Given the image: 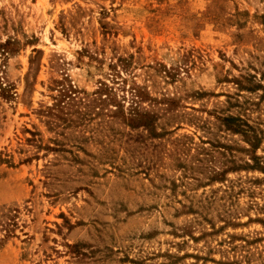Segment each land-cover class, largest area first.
Returning a JSON list of instances; mask_svg holds the SVG:
<instances>
[{
	"label": "rangeland",
	"instance_id": "obj_1",
	"mask_svg": "<svg viewBox=\"0 0 264 264\" xmlns=\"http://www.w3.org/2000/svg\"><path fill=\"white\" fill-rule=\"evenodd\" d=\"M0 264H264V0H0Z\"/></svg>",
	"mask_w": 264,
	"mask_h": 264
},
{
	"label": "trees",
	"instance_id": "obj_2",
	"mask_svg": "<svg viewBox=\"0 0 264 264\" xmlns=\"http://www.w3.org/2000/svg\"><path fill=\"white\" fill-rule=\"evenodd\" d=\"M59 87L58 88V96H57V101L55 106H60L62 103L64 104H69L70 102L74 101V96H72L76 90L75 88H72L69 84L66 85L65 83H63V81L58 83ZM106 92L105 89L99 88V92ZM102 94V93H101ZM60 109H62L63 107H59ZM130 113H129V121L133 122V121H138V123H141L142 126H148L150 121H152V118L150 115H147V113H143L141 115H138L139 112L137 110L133 109H129ZM120 113H122L121 109H119ZM137 116V117H136ZM136 117V118H135ZM127 119V118H125ZM224 121L225 127L227 130L234 132V133H243V130L240 128L239 124L235 123L234 119H232L231 117H226L224 119H222ZM246 137V136H245ZM247 139V138H246Z\"/></svg>",
	"mask_w": 264,
	"mask_h": 264
}]
</instances>
